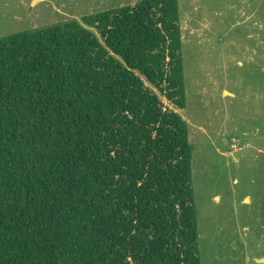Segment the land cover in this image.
<instances>
[{
  "label": "trees",
  "instance_id": "trees-1",
  "mask_svg": "<svg viewBox=\"0 0 264 264\" xmlns=\"http://www.w3.org/2000/svg\"><path fill=\"white\" fill-rule=\"evenodd\" d=\"M83 21L0 37V264H202L179 0Z\"/></svg>",
  "mask_w": 264,
  "mask_h": 264
},
{
  "label": "rangeland",
  "instance_id": "rangeland-1",
  "mask_svg": "<svg viewBox=\"0 0 264 264\" xmlns=\"http://www.w3.org/2000/svg\"><path fill=\"white\" fill-rule=\"evenodd\" d=\"M140 1L0 0V37ZM179 17L186 108L154 90L189 125L201 262L264 264V0H179Z\"/></svg>",
  "mask_w": 264,
  "mask_h": 264
},
{
  "label": "water",
  "instance_id": "water-1",
  "mask_svg": "<svg viewBox=\"0 0 264 264\" xmlns=\"http://www.w3.org/2000/svg\"><path fill=\"white\" fill-rule=\"evenodd\" d=\"M259 261H261L262 263H264V257L259 259Z\"/></svg>",
  "mask_w": 264,
  "mask_h": 264
}]
</instances>
